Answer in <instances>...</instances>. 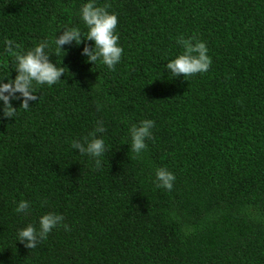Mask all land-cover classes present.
<instances>
[{"label": "trees", "instance_id": "trees-1", "mask_svg": "<svg viewBox=\"0 0 264 264\" xmlns=\"http://www.w3.org/2000/svg\"><path fill=\"white\" fill-rule=\"evenodd\" d=\"M85 0H0V79L14 78L5 39L31 48L64 27L86 32ZM117 13L120 62L66 67L13 118L0 115V264H264V0H97ZM205 42L204 73L172 77L177 38ZM89 45L91 41H87ZM154 121L141 158L128 127ZM104 121L97 167L72 148ZM99 135V134H98ZM175 175L153 183L157 167ZM31 202L28 214L16 203ZM63 215L35 248L18 228Z\"/></svg>", "mask_w": 264, "mask_h": 264}, {"label": "clouds", "instance_id": "clouds-1", "mask_svg": "<svg viewBox=\"0 0 264 264\" xmlns=\"http://www.w3.org/2000/svg\"><path fill=\"white\" fill-rule=\"evenodd\" d=\"M78 15L83 22L86 32H82L77 26L64 27L51 37L40 40L31 48L17 51L19 45L14 40L5 39L4 52L9 54L13 60L14 78L0 79V115L5 118H13L16 115L17 107L13 101L19 100V107L27 110L29 101H36L37 95L34 85L52 86L61 80L65 72L61 59L53 62L52 54L59 55L63 45L80 46L84 43L81 55L86 62L92 64L99 61L109 70H112L121 60L123 48L119 45V34L117 28V13L109 12L107 5H99L97 0H85L79 8ZM87 41H91L89 45ZM177 43L182 46V51L174 58L169 59L164 69L174 78L181 74L184 77L196 73H204L211 64V57L207 54L208 49L204 41L189 37L177 38ZM154 121L143 119L138 124L132 123L128 127L130 137V148L135 158H141L142 152L146 149L145 143L151 136ZM106 128L104 121L97 120L92 131L81 140L74 139L71 146L81 155H87L93 159L95 165L100 167L99 159L106 151L104 136ZM99 134V135H98ZM153 183L157 188L171 190L175 175L161 166L154 171ZM31 202L21 199L16 203L15 212L28 214ZM63 227L65 231L69 226L64 223L62 214L49 211L40 215L38 225L31 222L18 228L16 241L24 244L26 248H35L36 244L47 238L49 232L54 228Z\"/></svg>", "mask_w": 264, "mask_h": 264}]
</instances>
